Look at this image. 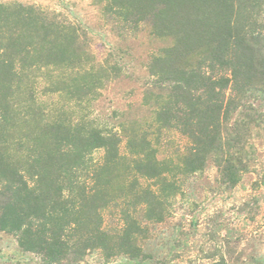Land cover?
<instances>
[{"label": "trees", "instance_id": "16d2710c", "mask_svg": "<svg viewBox=\"0 0 264 264\" xmlns=\"http://www.w3.org/2000/svg\"><path fill=\"white\" fill-rule=\"evenodd\" d=\"M98 2L117 36L146 31L168 42L146 63L144 123L100 127L75 117L71 104L83 111L121 67L106 60L96 68L86 34L58 14L0 3V232L43 264L94 250L106 260L149 259L146 224L163 222L180 178L211 164L233 187L249 161L245 134L264 122L255 115L264 106V0ZM168 132L187 145L160 158ZM109 209L112 230L103 225Z\"/></svg>", "mask_w": 264, "mask_h": 264}, {"label": "rangeland", "instance_id": "374dc122", "mask_svg": "<svg viewBox=\"0 0 264 264\" xmlns=\"http://www.w3.org/2000/svg\"><path fill=\"white\" fill-rule=\"evenodd\" d=\"M0 3L31 5L58 14L86 34L91 63L96 68L106 66V60L121 67L120 75L105 85L97 99L81 106L83 111L71 104L75 117L85 113L100 127L114 126L123 119L140 123L149 120L150 111L141 103L148 81L146 63L151 53L166 46L167 41L146 31L131 37L117 36L103 25L98 0H0ZM39 95L40 101L52 107L60 104L57 96ZM257 113L264 114L263 105L256 107ZM234 119L242 120V114L237 113ZM245 141L249 161L233 187L223 183L211 164L202 172L180 178V189L169 200L163 222L146 224V238L141 244L149 259L135 261L115 256L106 260L102 252L94 250L79 261L62 264H264V122L252 124ZM162 142L160 158L183 151L187 145L186 139L175 132L165 133ZM101 156L102 151L97 150L92 157L99 161ZM115 213L111 209L103 213L106 229L118 226ZM0 264L43 262L38 255L21 249L14 235L0 232Z\"/></svg>", "mask_w": 264, "mask_h": 264}]
</instances>
